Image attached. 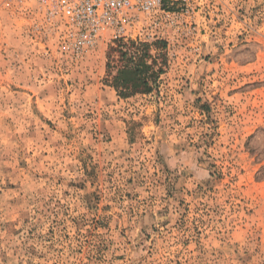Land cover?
Wrapping results in <instances>:
<instances>
[{"label":"rangeland","instance_id":"obj_1","mask_svg":"<svg viewBox=\"0 0 264 264\" xmlns=\"http://www.w3.org/2000/svg\"><path fill=\"white\" fill-rule=\"evenodd\" d=\"M194 7L76 60L0 0V264H264V0ZM119 40L166 44L151 93L111 86Z\"/></svg>","mask_w":264,"mask_h":264},{"label":"built area","instance_id":"obj_2","mask_svg":"<svg viewBox=\"0 0 264 264\" xmlns=\"http://www.w3.org/2000/svg\"><path fill=\"white\" fill-rule=\"evenodd\" d=\"M5 5L33 9L38 23L61 33L64 50L76 60L90 55L108 31L118 38L143 20L141 33L152 41L180 32L195 14L199 0H1ZM65 51V52H66Z\"/></svg>","mask_w":264,"mask_h":264},{"label":"trees","instance_id":"obj_3","mask_svg":"<svg viewBox=\"0 0 264 264\" xmlns=\"http://www.w3.org/2000/svg\"><path fill=\"white\" fill-rule=\"evenodd\" d=\"M116 47H111L108 54L107 69L111 71L112 59L111 53L119 54L116 61L119 66L117 73L112 80V87L118 91L121 98H129L138 94H149L154 90L160 75L163 74V66H166V55H161L163 65L158 71L155 69L158 60L151 53L152 46L164 50L166 44L157 41L154 45L135 41L124 42L122 40L115 41Z\"/></svg>","mask_w":264,"mask_h":264}]
</instances>
